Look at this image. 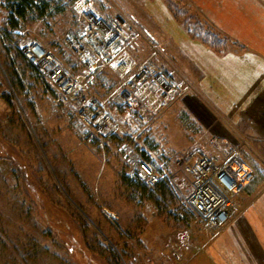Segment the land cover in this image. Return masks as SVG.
<instances>
[{"label": "rangeland", "instance_id": "1", "mask_svg": "<svg viewBox=\"0 0 264 264\" xmlns=\"http://www.w3.org/2000/svg\"><path fill=\"white\" fill-rule=\"evenodd\" d=\"M2 1L0 29L7 14ZM74 1L52 0L47 15L27 16L15 32L72 61L65 37L81 26ZM170 2L96 0L107 18L127 17L140 30L134 49L139 62L152 54L154 41L156 64L175 66L183 74L174 61L183 31L217 54L246 50L193 0ZM193 33L216 34L225 45L213 48ZM6 50L0 42V264H183L185 256L181 261L175 255L177 241L204 230L185 204L191 179L182 164L195 146L219 156L240 149L257 175L250 190L264 184V139L253 143L192 82L189 92L195 95L181 96L146 126L131 123L124 107L111 101L135 136L90 141L78 106L63 103L44 74L18 57L13 63ZM122 81L116 71L105 70L96 73L89 89L104 99ZM138 155H151L168 170L176 200L171 196L157 203L127 182V176L140 179L132 165Z\"/></svg>", "mask_w": 264, "mask_h": 264}, {"label": "built area", "instance_id": "2", "mask_svg": "<svg viewBox=\"0 0 264 264\" xmlns=\"http://www.w3.org/2000/svg\"><path fill=\"white\" fill-rule=\"evenodd\" d=\"M73 8L81 17V26L67 33L65 43L76 67L28 35L20 43L26 57L56 88L62 102L78 106L79 119L87 127L90 141L99 136H135L111 108L113 101L124 107L131 123L146 126L158 112L194 89L175 66L161 69L156 64L154 57L159 49L154 41L152 54L140 62L136 59L134 49L141 32L132 20L123 16L107 18L96 0H75ZM107 67L123 81L101 99L89 89V83ZM132 165L135 175L148 185L156 186L167 179L177 189L168 170L151 155H138ZM182 165L192 179L185 204L203 229L218 232L245 210L239 194L254 179L255 171L240 149L219 156L195 146L185 153Z\"/></svg>", "mask_w": 264, "mask_h": 264}, {"label": "crops", "instance_id": "3", "mask_svg": "<svg viewBox=\"0 0 264 264\" xmlns=\"http://www.w3.org/2000/svg\"><path fill=\"white\" fill-rule=\"evenodd\" d=\"M193 1L217 29L246 50L217 54L183 31L175 64L195 87L220 104L253 143H259L264 139V1ZM105 70L113 69L101 72ZM193 95L188 92L183 97ZM239 199L245 210L220 231L200 229L197 236L180 238L177 259L183 261L185 256L183 264H264V184L246 189Z\"/></svg>", "mask_w": 264, "mask_h": 264}, {"label": "trees", "instance_id": "4", "mask_svg": "<svg viewBox=\"0 0 264 264\" xmlns=\"http://www.w3.org/2000/svg\"><path fill=\"white\" fill-rule=\"evenodd\" d=\"M168 1L170 2V0ZM2 6L7 11V14L3 20L4 24L0 29V42L2 46L7 49L6 53L10 56V59L13 63L17 60L16 57H18V59H20L22 62H25L33 71L42 75L39 68L26 57L23 49L19 46V40H21L22 36L16 33L15 29L21 27V21L26 19L29 15H34L36 17H43L47 15L49 11L53 9L52 0H3ZM174 9L175 11H173L176 17L179 18L180 13L177 12L175 7ZM193 35H195V33H193ZM195 36L196 38L198 37L202 39L206 44L219 50L225 45V41L218 42L220 36L213 33H207V35H202L200 33ZM220 39L222 38L220 37ZM10 53H13L14 55ZM64 60L69 65L76 67L74 60ZM14 73H17V69L14 70ZM13 82L14 80H12V83ZM3 98H5L7 102H10L9 97ZM256 177L257 175H255L254 179L246 187V189L249 191H251L250 188L255 182ZM126 180L131 186L135 187L136 190L140 189L143 191L142 193L146 194L147 198L152 199L157 203H160L164 198H169L171 196L176 200L175 191L172 187V184L167 179H162L156 186H150L140 179L130 178L129 176L126 177Z\"/></svg>", "mask_w": 264, "mask_h": 264}]
</instances>
